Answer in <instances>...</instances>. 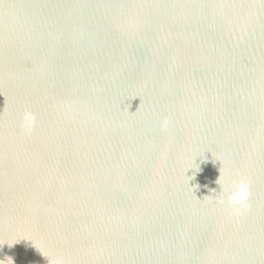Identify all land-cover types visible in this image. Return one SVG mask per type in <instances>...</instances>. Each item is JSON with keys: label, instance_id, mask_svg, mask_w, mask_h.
Masks as SVG:
<instances>
[{"label": "water", "instance_id": "95a60500", "mask_svg": "<svg viewBox=\"0 0 264 264\" xmlns=\"http://www.w3.org/2000/svg\"><path fill=\"white\" fill-rule=\"evenodd\" d=\"M52 257L264 264V0H0V264Z\"/></svg>", "mask_w": 264, "mask_h": 264}, {"label": "clouds", "instance_id": "9594fccd", "mask_svg": "<svg viewBox=\"0 0 264 264\" xmlns=\"http://www.w3.org/2000/svg\"><path fill=\"white\" fill-rule=\"evenodd\" d=\"M36 125V116L34 113L26 111L21 121L22 131L28 132L34 129ZM168 121L165 120L162 127L166 128ZM217 183L220 186L219 195L215 197L220 205H226L230 216L238 217L250 208L249 198L251 195L249 184L244 179L232 181L231 183L221 182V177ZM215 191V190H213ZM52 264H62L59 257L51 258Z\"/></svg>", "mask_w": 264, "mask_h": 264}]
</instances>
